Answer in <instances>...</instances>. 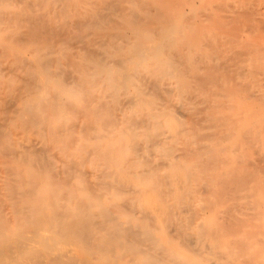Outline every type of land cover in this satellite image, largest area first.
I'll list each match as a JSON object with an SVG mask.
<instances>
[{"label": "bare ground", "instance_id": "6f19581e", "mask_svg": "<svg viewBox=\"0 0 264 264\" xmlns=\"http://www.w3.org/2000/svg\"><path fill=\"white\" fill-rule=\"evenodd\" d=\"M0 264H264V0H0Z\"/></svg>", "mask_w": 264, "mask_h": 264}]
</instances>
